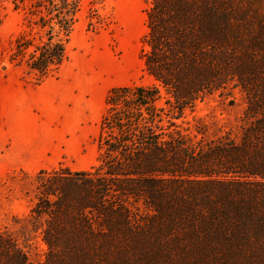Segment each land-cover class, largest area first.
<instances>
[{
  "label": "trees",
  "instance_id": "1",
  "mask_svg": "<svg viewBox=\"0 0 264 264\" xmlns=\"http://www.w3.org/2000/svg\"><path fill=\"white\" fill-rule=\"evenodd\" d=\"M10 2L23 27L9 60L39 81L64 61L80 0ZM144 2L154 82L108 91L96 164L38 171L40 264H264V0ZM229 87L246 94L236 135L169 130ZM0 264H31L4 232Z\"/></svg>",
  "mask_w": 264,
  "mask_h": 264
},
{
  "label": "rangeland",
  "instance_id": "2",
  "mask_svg": "<svg viewBox=\"0 0 264 264\" xmlns=\"http://www.w3.org/2000/svg\"><path fill=\"white\" fill-rule=\"evenodd\" d=\"M144 8V0H80L64 61L37 81L9 60L22 14L10 0H0V232L15 240L31 264H40L46 253L41 221L28 217L38 171L96 164L108 91L154 82L141 58ZM245 97L240 87L216 92L174 119L169 130L191 140L236 135L247 121Z\"/></svg>",
  "mask_w": 264,
  "mask_h": 264
}]
</instances>
